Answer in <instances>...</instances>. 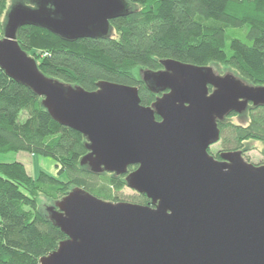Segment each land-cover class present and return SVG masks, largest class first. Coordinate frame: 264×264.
I'll return each mask as SVG.
<instances>
[{
    "label": "water",
    "instance_id": "1",
    "mask_svg": "<svg viewBox=\"0 0 264 264\" xmlns=\"http://www.w3.org/2000/svg\"><path fill=\"white\" fill-rule=\"evenodd\" d=\"M6 14L0 68L43 100L52 118L81 131L94 173L126 175L152 205L111 202L76 187L49 207L67 236L41 264H264V164L240 151L210 153L217 122L264 105V85L234 74L164 59L141 71L154 92L101 81L88 91L45 75L18 42L22 26L63 39L109 36L111 20L129 14L128 0H31ZM158 116L160 117L158 119Z\"/></svg>",
    "mask_w": 264,
    "mask_h": 264
},
{
    "label": "trees",
    "instance_id": "2",
    "mask_svg": "<svg viewBox=\"0 0 264 264\" xmlns=\"http://www.w3.org/2000/svg\"><path fill=\"white\" fill-rule=\"evenodd\" d=\"M128 1L129 14L111 20L107 37L65 40L33 25L19 29L18 42L45 75L88 91L97 90L101 81L134 85L143 106L163 95L148 87L141 71L163 69L164 59L204 67L223 62L243 80L264 85V0ZM6 5L0 0V34ZM37 48L46 55H35ZM248 113V119L244 112L231 113L217 122L222 151L215 157L233 151L245 156L246 141L264 143V105ZM87 143L81 131L55 121L39 95L0 68V154L51 157L57 174L66 176L40 170L35 177L20 161L0 162V264H41L67 238L39 208L40 194L55 204L79 187L103 200L123 201L114 192L129 186L127 176L137 166L126 175L94 173L80 163L89 153ZM129 202L152 205L141 193Z\"/></svg>",
    "mask_w": 264,
    "mask_h": 264
},
{
    "label": "rangeland",
    "instance_id": "3",
    "mask_svg": "<svg viewBox=\"0 0 264 264\" xmlns=\"http://www.w3.org/2000/svg\"><path fill=\"white\" fill-rule=\"evenodd\" d=\"M31 0H6V8H5V12L2 16V19H6V14L8 13V11L10 10V8L19 2H24V3H30ZM1 31H3V29H1ZM4 32V31H3ZM1 32V34L3 33ZM0 34V36H1ZM4 34V33H3ZM35 55H39V56H45L46 52L43 53L42 49H34V51H32ZM40 53H42L40 55ZM213 70L216 72V74H220V75H225V74H229L232 73L234 74L237 78H241V76H239V74L236 72V70H234L231 66L226 65L223 62H212L210 63V65ZM142 74V73H141ZM143 75V74H142ZM242 79V78H241ZM243 80V79H242ZM246 83L250 84L249 82H247L246 80H244ZM252 108L251 104L249 106V108L244 112L245 113V117L244 119H248L249 117V110ZM247 113V115H246ZM234 120L236 122L238 121H242L243 118H238V117H233ZM244 150H245V156L247 159H249L250 162H252L253 164H264V143L261 141H257V140H248L244 143L243 146ZM211 152L213 155H215L216 153L222 151V146H221V142H217L213 145H211L210 148ZM17 162L20 161L23 164H25L27 166L28 172L30 173V175L32 176H37L40 172V170H44L45 172H47L49 175H56L59 176L58 173V168L55 164V162L53 161V159L51 157H46L43 155H35V154H31L29 152H24V151H19V152H7L6 154H0V162ZM60 178L66 179L65 175H62ZM115 198L118 197L119 200H123V201H131L132 199H135L138 196V193L131 189L129 186H125L122 189L119 190H115ZM52 205H54V203H52V201H50L49 199H47V197H44L42 194H40L39 196V208L42 209L43 212L49 214L48 209L49 207H51Z\"/></svg>",
    "mask_w": 264,
    "mask_h": 264
}]
</instances>
